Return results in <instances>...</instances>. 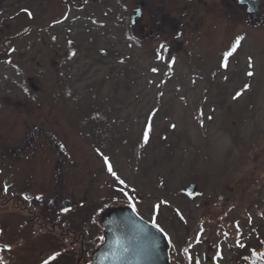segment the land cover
<instances>
[{"label": "rangeland", "instance_id": "rangeland-1", "mask_svg": "<svg viewBox=\"0 0 264 264\" xmlns=\"http://www.w3.org/2000/svg\"><path fill=\"white\" fill-rule=\"evenodd\" d=\"M151 1L0 0V28L9 26L0 29V142L52 123L68 187L82 192L84 174L99 177L107 197L122 192L108 204L137 194L142 218L153 212L168 230L173 264H262L264 26L235 11L230 24L219 14L200 35L169 32L160 13L150 20L159 5ZM195 5L198 14L208 9ZM9 33L17 35L10 52ZM2 143L0 264H52L69 246L40 225L23 226L18 208L4 203L3 163L14 157Z\"/></svg>", "mask_w": 264, "mask_h": 264}, {"label": "flooded vegetation", "instance_id": "flooded-vegetation-1", "mask_svg": "<svg viewBox=\"0 0 264 264\" xmlns=\"http://www.w3.org/2000/svg\"><path fill=\"white\" fill-rule=\"evenodd\" d=\"M155 1L152 0L151 3ZM158 1L159 5L154 4L153 9H150V20H155L156 15L160 13L159 16L162 19L159 22L169 32L172 29L182 27L185 31H193V33L200 35L203 27L214 24L220 19L219 14H222L223 17L221 18L230 24L229 19L232 14L234 17L235 11L241 13L240 16L246 24L252 23L255 28L264 26V2L262 0H253L250 3L237 0L242 10H234V0H190L194 5L187 0ZM197 2L206 8L208 7L207 11L205 8V13L198 14L195 5ZM196 15H200L199 18L202 19L200 24L195 18ZM193 21L200 26L193 24ZM8 28L9 26H3L0 29L2 33H5ZM16 36L8 35V41L4 42V50L10 52L15 49L13 39H16ZM45 125L47 127L42 123H35L32 127H21L17 138L10 140L7 137L3 139L5 144L8 143V146L2 148L4 149V151L2 150L3 155L7 157L12 153L11 157H14L3 163V173L6 176L5 187H9L4 188L5 197L3 200L5 204L12 203L15 209L18 208V215L21 216L22 221L20 224L24 222L23 226L28 224L40 225L46 230L43 232L44 236H54L68 244L69 249L63 257L52 264H91L94 253L106 241L103 216L110 208L134 206L133 208L142 217H146L136 207L137 203L139 204L138 195L133 192L124 193L126 194L125 201L108 204L112 199L121 200L122 192L116 190L115 196L107 197L106 193L99 189L103 186H99L101 184L99 177L97 180L96 176L90 179L89 175L82 174L84 178L83 184H81L82 192L76 193L74 187L73 190L72 187L69 188L68 183L70 181L66 179L68 172H64L63 169L58 172L57 169L62 166L58 160L59 143L56 130L53 128L54 124L45 123ZM8 135H10L9 131ZM16 139L17 142L12 143ZM17 151L19 155L15 156ZM38 151L42 154L39 155ZM36 156H40V160H45L46 164L43 166L37 164ZM36 169L40 170L38 175L33 174ZM11 187L17 188L18 191L10 192ZM25 196L29 199L25 200ZM64 209H68V211H64ZM8 215L18 216L15 211H9ZM151 215L152 217L148 220L163 228L169 237L165 226L161 222L159 223L156 218L154 219L153 212ZM171 249L172 245L170 264H173ZM211 261V259L205 260V263Z\"/></svg>", "mask_w": 264, "mask_h": 264}, {"label": "water", "instance_id": "water-1", "mask_svg": "<svg viewBox=\"0 0 264 264\" xmlns=\"http://www.w3.org/2000/svg\"><path fill=\"white\" fill-rule=\"evenodd\" d=\"M188 190H193V186ZM103 225L107 239L94 253L91 264H170L166 233L143 219L134 208H110L103 216Z\"/></svg>", "mask_w": 264, "mask_h": 264}, {"label": "snow or ice", "instance_id": "snow-or-ice-1", "mask_svg": "<svg viewBox=\"0 0 264 264\" xmlns=\"http://www.w3.org/2000/svg\"><path fill=\"white\" fill-rule=\"evenodd\" d=\"M24 11L28 12L27 9H25ZM28 15L31 16L32 13H31V12H28ZM241 39H242V38H240V37H238V38L236 39L235 44L232 45V51L226 53V54H225V58H226L227 56H231V55L233 54V52L236 51V47L240 44ZM160 48H164V45L161 44V45H160ZM159 58H160V59H163V57H159ZM249 62H250V66H251V58H249ZM173 63H174V61H173ZM221 66L227 68V67H228V64H227V63H224V64H222ZM153 71L155 72V71H157V69H153ZM247 74H248L249 76L254 75L253 72H248ZM25 91H27V90L25 89ZM161 95H163V94L161 93ZM239 95H240V93H237V94H236L237 97H238ZM172 127L175 128V125H172ZM144 137H145V140L147 141V139H148V133H147V132H145ZM103 161H104V163L107 165V171H108L109 173H111L112 176L115 177L117 174H116V172L113 170V166H112V164L109 162V158H108L107 156H104V157H103ZM117 179H119V177H117ZM119 182H120L121 184H124V183H125L124 180H120ZM5 190H7V189H5ZM189 195H190V194H189ZM24 199L27 200V199H29V197L25 196ZM37 199H39V197H37ZM162 203H164V202H161V204H162ZM161 204H156L154 207H155L156 209H159V208L161 207ZM133 207H134V206H133ZM64 211H68V209H64ZM181 219H183V216H182V215H181ZM161 231H163V229H161ZM196 239L199 240V236H197ZM185 251H187V249H185ZM57 255H58V254H57ZM50 259L55 260V259H56V256H52V257H50ZM44 264H48V261L45 260V261H44Z\"/></svg>", "mask_w": 264, "mask_h": 264}, {"label": "trees", "instance_id": "trees-1", "mask_svg": "<svg viewBox=\"0 0 264 264\" xmlns=\"http://www.w3.org/2000/svg\"><path fill=\"white\" fill-rule=\"evenodd\" d=\"M262 264H264V258H263V263Z\"/></svg>", "mask_w": 264, "mask_h": 264}]
</instances>
